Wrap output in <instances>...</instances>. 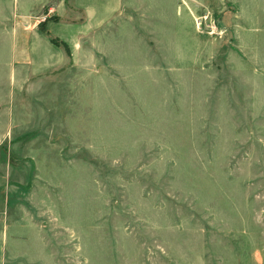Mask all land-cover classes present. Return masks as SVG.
<instances>
[{
  "label": "rangeland",
  "instance_id": "1",
  "mask_svg": "<svg viewBox=\"0 0 264 264\" xmlns=\"http://www.w3.org/2000/svg\"><path fill=\"white\" fill-rule=\"evenodd\" d=\"M7 18L0 264H264V0H122L45 72Z\"/></svg>",
  "mask_w": 264,
  "mask_h": 264
},
{
  "label": "crops",
  "instance_id": "2",
  "mask_svg": "<svg viewBox=\"0 0 264 264\" xmlns=\"http://www.w3.org/2000/svg\"><path fill=\"white\" fill-rule=\"evenodd\" d=\"M0 0V17L4 21L21 25L15 31L23 32L27 40L25 58L34 65L36 72L55 71L63 67L69 57L77 52L81 42L98 31L121 7L122 0ZM47 9L46 12H44ZM36 16L34 21L32 18ZM55 17L56 20H53ZM35 19V18H34ZM46 20V34L37 29V24ZM21 28V29H20ZM51 39L67 46L58 47ZM69 54H68V53ZM18 56H22L16 51ZM6 113V111H5ZM0 136L7 130L9 117L0 122Z\"/></svg>",
  "mask_w": 264,
  "mask_h": 264
}]
</instances>
